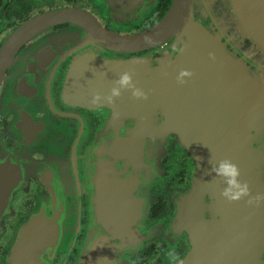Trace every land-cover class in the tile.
Wrapping results in <instances>:
<instances>
[{
	"label": "flooded vegetation",
	"instance_id": "flooded-vegetation-1",
	"mask_svg": "<svg viewBox=\"0 0 264 264\" xmlns=\"http://www.w3.org/2000/svg\"><path fill=\"white\" fill-rule=\"evenodd\" d=\"M171 3L155 0L133 20L114 15L106 0H0V264H77L96 212L111 205L139 215L148 208L142 239L120 254L123 264H171L173 248L192 264L228 260L230 228L219 233L216 224L228 201L207 157L218 143L212 135L239 133L238 115L233 105L219 107L229 101L210 76L175 64L181 45L173 37H142ZM213 7L217 21L206 17L203 25L253 70V61L264 65V0H215ZM53 11L66 14L31 23ZM182 70L194 74L185 84L177 82ZM123 72L148 99L125 91L114 105L91 104ZM248 127L252 151L263 149L264 135L255 142ZM103 132L105 143L94 150ZM196 205L204 222L197 241L191 219L175 224Z\"/></svg>",
	"mask_w": 264,
	"mask_h": 264
},
{
	"label": "water",
	"instance_id": "water-1",
	"mask_svg": "<svg viewBox=\"0 0 264 264\" xmlns=\"http://www.w3.org/2000/svg\"><path fill=\"white\" fill-rule=\"evenodd\" d=\"M106 1L114 15L118 17L126 15L127 18L134 20L141 17L155 0ZM119 1L121 5H119ZM214 2L215 0H172L162 19L153 28L145 31L142 37L160 42L173 37L176 44L181 45L175 64L197 66V70L193 71L197 78L210 76L212 81L217 82L222 89V93L219 92V95L229 101L226 103L222 100L219 107L223 109L226 104L233 105L234 112L237 111L236 114L238 115L239 133L235 134V137L234 135L228 136L229 128L227 130L224 126L218 128V131H225L211 136L216 138L218 143L215 145L216 148L211 156L207 157V161L218 164L222 159H230L241 170L240 180L246 181L251 190L253 184L252 195L264 194V148L256 147L255 152L252 151L248 130L250 129L248 126L253 124L255 142L264 135V65L262 61L258 63L253 61L256 65V70H253L244 62L243 58L229 53L227 47L214 34L215 31L211 27L203 25V20L206 17L217 21V16L212 12ZM200 12L201 15H199ZM64 14L66 12L53 11L39 16L31 23H47ZM23 29L20 32H23ZM210 54L214 55V59ZM4 58L5 55L0 57V68L3 66ZM177 90L175 97L182 98L183 90ZM250 94L253 95L254 99L253 110ZM259 131L261 132L258 133ZM105 138V132L100 134L97 142L99 146L95 147L94 150L104 145ZM133 140L130 142L126 139V144L134 145ZM117 143L118 150L124 146V142L122 144L120 138L117 139ZM193 154L199 157L202 152L197 149ZM250 157H254L251 171L249 165L252 159ZM212 164L208 163V166L211 165L212 167ZM252 170H254L253 175L251 174ZM214 183L222 191L226 187V184L215 174ZM247 200L248 197H245L238 202L226 203L225 212L221 214V219L216 222L217 229H220L219 233L230 228L228 231L233 242L228 248L231 253L227 257L228 260L221 264H263L264 262V202L257 207L249 205ZM112 209L113 205L106 206L104 210L96 212L89 226L84 250L77 264H123L120 254L123 251H134L139 244L142 235L138 226L142 224L148 208L140 215L129 212L130 208L127 206L125 210L124 205H118ZM188 219H191V224L196 228L195 238L197 241L201 234L199 228L204 224L198 205L190 212H187L186 207H184L175 224L184 225ZM27 225H24L17 234L15 238L17 245L23 242ZM189 262L190 264L193 263L190 260L183 262V264Z\"/></svg>",
	"mask_w": 264,
	"mask_h": 264
},
{
	"label": "clouds",
	"instance_id": "clouds-1",
	"mask_svg": "<svg viewBox=\"0 0 264 264\" xmlns=\"http://www.w3.org/2000/svg\"><path fill=\"white\" fill-rule=\"evenodd\" d=\"M210 56L214 59V55L210 54ZM193 75L191 71L182 70L177 77V82L179 84H185L187 83L185 77H191ZM125 91H131L132 97L136 100L146 101L148 99V94L137 87L136 83L133 81V74L130 72H123L114 82V86L110 89L109 94L102 95L99 92L94 93L91 104L103 107L104 103H102V101H106L107 104L114 105L116 100L120 98ZM211 171L226 184L221 195L228 202H238L245 197H248L247 203L249 205L258 207L264 202V194H256L253 196L249 184L246 181L242 182L240 180L241 170L239 166L230 159L225 158L220 160L218 164H212ZM167 255L171 264H183V260L175 248L169 250Z\"/></svg>",
	"mask_w": 264,
	"mask_h": 264
},
{
	"label": "rangeland",
	"instance_id": "rangeland-1",
	"mask_svg": "<svg viewBox=\"0 0 264 264\" xmlns=\"http://www.w3.org/2000/svg\"><path fill=\"white\" fill-rule=\"evenodd\" d=\"M263 264H264V262H263Z\"/></svg>",
	"mask_w": 264,
	"mask_h": 264
}]
</instances>
